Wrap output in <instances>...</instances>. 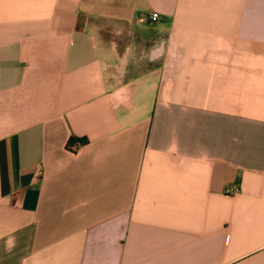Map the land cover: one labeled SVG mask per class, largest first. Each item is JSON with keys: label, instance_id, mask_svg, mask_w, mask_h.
Masks as SVG:
<instances>
[{"label": "crops", "instance_id": "0c3cea01", "mask_svg": "<svg viewBox=\"0 0 264 264\" xmlns=\"http://www.w3.org/2000/svg\"><path fill=\"white\" fill-rule=\"evenodd\" d=\"M0 264H264V0H0Z\"/></svg>", "mask_w": 264, "mask_h": 264}, {"label": "built area", "instance_id": "2783aa9c", "mask_svg": "<svg viewBox=\"0 0 264 264\" xmlns=\"http://www.w3.org/2000/svg\"><path fill=\"white\" fill-rule=\"evenodd\" d=\"M151 21L156 22L159 19V14L158 13H153L150 17ZM38 175L41 176L42 175V171L39 170ZM240 191L237 187H228L225 190V193L227 195H235L238 194Z\"/></svg>", "mask_w": 264, "mask_h": 264}]
</instances>
